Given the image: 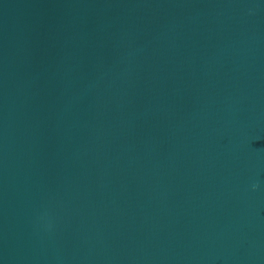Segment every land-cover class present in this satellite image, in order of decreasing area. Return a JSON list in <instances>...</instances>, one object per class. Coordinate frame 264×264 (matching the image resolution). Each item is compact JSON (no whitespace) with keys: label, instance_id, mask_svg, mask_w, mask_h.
Here are the masks:
<instances>
[{"label":"water","instance_id":"obj_1","mask_svg":"<svg viewBox=\"0 0 264 264\" xmlns=\"http://www.w3.org/2000/svg\"><path fill=\"white\" fill-rule=\"evenodd\" d=\"M0 264H264V0H0Z\"/></svg>","mask_w":264,"mask_h":264},{"label":"clouds","instance_id":"obj_2","mask_svg":"<svg viewBox=\"0 0 264 264\" xmlns=\"http://www.w3.org/2000/svg\"><path fill=\"white\" fill-rule=\"evenodd\" d=\"M254 188L256 187V185L253 186Z\"/></svg>","mask_w":264,"mask_h":264}]
</instances>
